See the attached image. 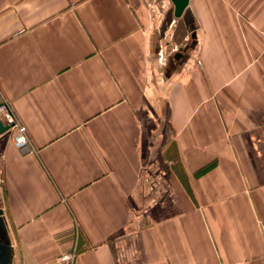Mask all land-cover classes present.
Here are the masks:
<instances>
[{"label":"crops","instance_id":"crops-1","mask_svg":"<svg viewBox=\"0 0 264 264\" xmlns=\"http://www.w3.org/2000/svg\"><path fill=\"white\" fill-rule=\"evenodd\" d=\"M174 5L0 0L11 264H264V0Z\"/></svg>","mask_w":264,"mask_h":264},{"label":"water","instance_id":"water-1","mask_svg":"<svg viewBox=\"0 0 264 264\" xmlns=\"http://www.w3.org/2000/svg\"><path fill=\"white\" fill-rule=\"evenodd\" d=\"M174 5V10L171 12V16L176 18V29L174 31V37L177 40L182 39L184 35L188 33H192L193 35L198 28L196 21L194 19V15L192 9L189 6L190 0H172ZM9 126L5 125L0 119V155L2 152V148L5 147L6 143L11 137V133L9 132ZM0 201H1V190H0ZM0 221L6 228L7 232V220L4 215V210L0 206ZM11 244H7L4 246V251L0 253V264H11L13 259L14 248L12 246V241L10 239Z\"/></svg>","mask_w":264,"mask_h":264},{"label":"built area","instance_id":"built-area-1","mask_svg":"<svg viewBox=\"0 0 264 264\" xmlns=\"http://www.w3.org/2000/svg\"><path fill=\"white\" fill-rule=\"evenodd\" d=\"M0 119L5 125L9 126V132L16 146L24 153L35 151L36 148L32 144L27 133V128L22 124L18 115L15 113L11 104L4 98L0 101ZM2 186V178L0 176V190ZM75 254H64L60 258L61 263H70L74 260Z\"/></svg>","mask_w":264,"mask_h":264},{"label":"flooded vegetation","instance_id":"flooded-vegetation-1","mask_svg":"<svg viewBox=\"0 0 264 264\" xmlns=\"http://www.w3.org/2000/svg\"><path fill=\"white\" fill-rule=\"evenodd\" d=\"M7 244H11L10 235L5 229L4 225L0 221V253L4 251V246Z\"/></svg>","mask_w":264,"mask_h":264},{"label":"rangeland","instance_id":"rangeland-1","mask_svg":"<svg viewBox=\"0 0 264 264\" xmlns=\"http://www.w3.org/2000/svg\"><path fill=\"white\" fill-rule=\"evenodd\" d=\"M6 229V228H5Z\"/></svg>","mask_w":264,"mask_h":264}]
</instances>
